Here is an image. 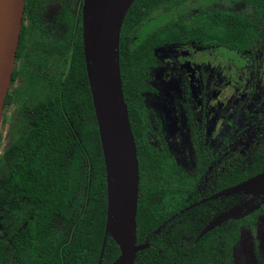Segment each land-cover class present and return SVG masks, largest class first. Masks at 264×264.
<instances>
[{"label":"trees","instance_id":"obj_1","mask_svg":"<svg viewBox=\"0 0 264 264\" xmlns=\"http://www.w3.org/2000/svg\"><path fill=\"white\" fill-rule=\"evenodd\" d=\"M222 2L239 8L207 9ZM40 9V0H26L18 58L24 48L38 53L28 52L29 64L15 72L13 81L23 75L34 83V65L39 64L43 87L29 94L30 104L20 103L17 89L6 102L7 107L21 106L22 122L18 139L0 155V264H98L106 234L107 180L82 23L74 32V10L64 7L60 19L68 26V42L73 39L71 54L69 43L39 33ZM263 30L264 0H136L129 9L120 36L121 76L139 160L138 244H149L135 264H232L242 229L264 214L262 207L199 239L209 220L203 207L174 219L200 199L202 171L189 175L164 146H154L143 94L157 49L194 40L201 47H232L242 53L263 38ZM55 56L58 61L52 64ZM69 56L67 74L56 73L58 63ZM4 123L5 118L2 127ZM201 140L194 145L199 168L216 152ZM223 168L216 177L217 190L263 172L264 152L248 160L236 153ZM119 255V246L108 236L102 264H113Z\"/></svg>","mask_w":264,"mask_h":264},{"label":"flooded vegetation","instance_id":"obj_2","mask_svg":"<svg viewBox=\"0 0 264 264\" xmlns=\"http://www.w3.org/2000/svg\"><path fill=\"white\" fill-rule=\"evenodd\" d=\"M40 2L41 9L39 10L38 20L39 33L45 35L46 38L51 37V40L53 41H61L65 44L69 43L67 35L68 26L60 18L64 7H68L73 12L74 8L72 7L71 0H61L57 7H55L53 11L54 14L51 13L50 16L52 19L50 20L52 25L49 32L43 28L44 22L42 18L45 9H43V1L40 0ZM74 14L76 16V30L74 32H77L79 23H82V10L79 12L78 18L77 11L74 10ZM45 31L48 34L44 33ZM262 34L263 38L259 40L254 47L246 49L242 53L233 50L232 47L225 50H221L215 46L207 48L201 47L194 40L188 44L164 46L166 48L171 47L177 49L176 54L166 52L165 49H163L164 47L155 51V57L157 59L156 66L150 72L147 83L145 84V93H143L146 108V99L148 95L151 97V94H154L150 90H153V86L157 79L159 81H164L165 83L175 84L177 83L176 81H178L177 78L179 79L180 76L185 75V77L180 79L182 80V89H184L181 96V110L185 115V119L182 120V117H179L178 114L181 113L179 109L171 107L169 108L171 109L170 111L167 110L168 114L164 117V120H166V118L168 119L167 121H169V119L171 120L172 114H175L176 117L174 119L177 124L181 119L183 128H185L189 134V142L193 150L192 169L183 166L179 161L175 160L189 175L196 176L199 175L198 172L202 171L200 174L201 179L198 181L199 185L197 188V193L200 199L194 201L193 204L186 207L181 212L176 213L173 217L176 219L181 216L183 219L185 212L197 207H203L209 220L208 223L205 224L203 230L199 233L198 239L201 238V234L210 224L213 223V221L228 215L233 207V198H231L232 194L231 196L227 195V197H221L223 196L222 194L224 191L232 187L217 190L215 185L216 177L219 172L224 169L223 167L226 163L227 157L229 158L232 157V155L239 153L246 156V159L248 160L251 158V155H258L264 152V30ZM69 41V52L72 54L73 45L71 41H73V39H70ZM20 47L21 44L19 49ZM27 50L30 49L24 48V51H22L19 58L17 55L15 72L18 70L20 71L25 68L26 64H29V61L27 60ZM161 50L165 51L166 56L161 54ZM185 50L188 51L185 53ZM199 51L202 56L198 54ZM33 53L34 55H37L38 50L33 49ZM21 60L23 61V65L19 67L18 63ZM57 61L58 60L55 56L52 60V64H56ZM70 64V56L69 58L64 57L58 63V67H55L56 73L63 72L65 76L70 68ZM204 66L208 67V73H202ZM178 70L182 72L178 73ZM52 71L55 72L53 69ZM33 72L36 73L35 76L37 78L34 83H32V88L34 92L38 93L43 87L39 75L41 72L39 64L34 65ZM156 76L157 78H155ZM22 77L28 81L25 76L19 75L17 79L12 82L10 92L15 90L14 85L17 80ZM164 82L162 83L165 84ZM12 106L13 105L7 107L6 104L4 125L9 121V109ZM148 111L153 129V123L156 125L160 124L158 119L160 117L156 116L149 109ZM157 127L161 128L159 125H157ZM150 133L151 136L152 132ZM199 138H202L200 141L202 146L208 147V149H212L216 152L219 151L220 153V156L217 157L215 154L216 152H214V159L209 161V163L205 161L204 164L200 165V168L198 167V161L194 149V145L198 142ZM164 149L169 151L166 147ZM223 152L225 153L223 154ZM262 207H264V205L257 208L251 214L260 210ZM263 215L264 214L258 215L254 224L244 227L242 231L253 228L259 217ZM245 217L238 219L226 218L221 225L217 227L219 228L231 220H240ZM189 240L191 239H187L188 242Z\"/></svg>","mask_w":264,"mask_h":264},{"label":"water","instance_id":"obj_3","mask_svg":"<svg viewBox=\"0 0 264 264\" xmlns=\"http://www.w3.org/2000/svg\"><path fill=\"white\" fill-rule=\"evenodd\" d=\"M136 0H84L82 37L87 77L99 129L107 180L106 234L98 264H102L108 236L120 249L113 264H135L149 247L138 244L139 160L123 93L120 36L125 17ZM26 0H0V132L12 86L20 46ZM264 196V171L222 195ZM230 213L210 224L201 238L221 225Z\"/></svg>","mask_w":264,"mask_h":264},{"label":"rangeland","instance_id":"obj_4","mask_svg":"<svg viewBox=\"0 0 264 264\" xmlns=\"http://www.w3.org/2000/svg\"><path fill=\"white\" fill-rule=\"evenodd\" d=\"M43 1V28L49 32L51 27V13L54 14V9L57 7L58 3L61 0H42ZM84 0H71L72 7L75 11H77V18L79 16V12L82 10ZM199 6V5H198ZM236 7V8H235ZM200 8V6L198 7ZM237 6L228 3H216L211 4L207 9L209 10H228V11H236ZM192 8H190L191 10ZM242 10V9H240ZM193 11V10H191ZM159 13L158 15H160ZM44 33H47V32ZM48 34V33H47ZM166 52H170L173 54L177 53V49H173L171 47H164ZM29 53H33V49L27 50ZM164 50H161V54L166 56ZM188 50H185V53ZM198 54L200 56L201 52ZM166 58V57H165ZM23 65V61L21 60L18 63V66L21 67ZM202 73H208V67H203ZM206 70V71H205ZM178 73L182 71L178 70ZM182 75V74H181ZM185 77V75L180 76V78L176 81L177 83H165L164 81L156 80V83L153 86V90H150L152 93L151 97H147V108L153 112L160 121L159 125L161 128H158L155 123L154 128L152 129V142L155 146L163 147L170 151L172 156L179 161L183 166L192 169L193 167V150L189 142V134L183 128V125L180 122H176L174 119L176 116L172 114L171 120H164V117L167 116L168 111H170L171 107H175L179 109L181 112L179 117H182V120L185 119V115L181 110L182 104V80L181 78ZM157 78V76L155 77ZM164 82L165 84H163ZM181 87V88H180ZM180 90H179V89ZM14 89L20 91V103L22 104H30L33 102V98H29V94L33 91L32 83L23 79H18L16 84L14 85ZM166 94H164V93ZM26 97H28L26 99ZM21 107V106H20ZM19 105H13L9 109V121L4 127L1 128L0 134L2 135L0 141V155H2L9 147L18 139L19 134L17 133V126L22 122V117L19 115ZM165 108V109H164ZM173 117V118H172ZM184 117V118H183ZM247 145V144H246ZM248 146V145H247ZM231 196V195H230ZM221 197H227V195H223ZM233 207L230 210L231 218H242L248 214L254 212L257 208L264 205V196L263 195H254L247 193H238L233 194ZM219 219V218H218ZM216 221V220H215ZM214 222V221H213ZM160 229L156 232L160 233ZM233 264H264V215L260 216L256 221L255 225L251 229H246L242 231L240 240L237 246L234 249L233 253Z\"/></svg>","mask_w":264,"mask_h":264}]
</instances>
